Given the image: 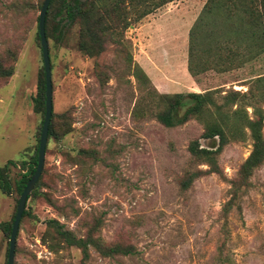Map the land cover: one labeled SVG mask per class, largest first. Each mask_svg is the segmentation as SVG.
Returning a JSON list of instances; mask_svg holds the SVG:
<instances>
[{
  "label": "rangeland",
  "instance_id": "obj_1",
  "mask_svg": "<svg viewBox=\"0 0 264 264\" xmlns=\"http://www.w3.org/2000/svg\"><path fill=\"white\" fill-rule=\"evenodd\" d=\"M13 1L0 0V57L7 50L15 54L12 75L0 78V166L13 162L7 167L10 194L0 192V224L14 213L19 197L14 183L31 161L41 121L32 110L42 67L35 39L38 12L28 21L16 17L7 9ZM206 2L174 0L137 21L130 13L120 43L108 41L94 57L77 49V26L58 44L46 39L54 136L46 139L39 194L28 195L27 214L19 221L13 264H264V162L234 194L231 188L251 149L248 131L214 156L218 174L199 175L181 189L188 173L208 168L189 154V143L195 140L205 150L218 145L215 137H201L208 117L165 128L133 116L138 99L151 101L147 93L153 90H215L218 103L219 95L249 90L247 101L264 111L263 103H255L252 83L264 76V52L250 57L239 49L230 65H210L189 76L188 33ZM133 65L146 83L131 76ZM257 89L261 93L264 86ZM244 110L251 118V108ZM261 132L264 138V126ZM81 149L96 152L97 160L79 157ZM47 219L76 237L99 219L95 238L104 245L132 246L136 255L103 257L88 247L82 263L75 247L49 251L41 242ZM7 240L0 229V264L6 261Z\"/></svg>",
  "mask_w": 264,
  "mask_h": 264
},
{
  "label": "trees",
  "instance_id": "obj_2",
  "mask_svg": "<svg viewBox=\"0 0 264 264\" xmlns=\"http://www.w3.org/2000/svg\"><path fill=\"white\" fill-rule=\"evenodd\" d=\"M171 1L174 0H50L44 17V37L58 44L70 28L77 26V49L86 57H94L103 51L108 41L113 44L120 43L122 32L129 24L126 18L130 13H135L134 21H137L160 5ZM41 3L42 0L36 2L14 0L7 9L14 12L16 17L28 21L33 13L39 11ZM34 21L37 29V16ZM188 36L187 72L192 78L205 72L210 65V68L230 65L239 49L248 51L249 56L253 54L250 57L261 54L264 52V0H207L198 19L189 30ZM35 39L39 43L37 31ZM4 56V58L0 57V78L6 80L12 75L15 54L7 50ZM126 60L131 62L129 57H126ZM131 76L140 83L147 82L146 76L137 65L132 66ZM252 83L258 93L256 97L259 102L255 103L264 104V90L259 93L257 89L261 85L264 86V76L257 75L252 79ZM215 92V90H209L200 93L158 94L153 90L147 93V98L152 102L146 101L145 97L141 96L134 105L133 116L154 119L165 128L179 126L189 119L204 121V117H208V120L204 122L205 128L201 137L205 139L215 137L218 145L214 150H205L199 148L195 140L189 143V154L208 168L205 171L188 173L180 182L181 189H186L191 180L199 175L218 174L214 156L221 151L226 142L233 139L243 140L244 130H247L251 149L238 168L237 180L231 182L234 194L239 185L245 183L252 170L264 162V138L261 132L264 126V111L247 101L249 90L245 93L229 91L219 95V103L213 98ZM43 93L44 81L41 67L36 94L32 99V110L41 117L37 127V141L43 118ZM253 97L254 95L251 96ZM240 102L244 103L243 106L239 104ZM244 106L251 108V118L247 117ZM53 118L54 114L51 110L46 139L54 136ZM235 132L238 133L236 138L233 135ZM36 150L37 143L26 172L14 183L17 196L33 173ZM95 153L93 150H78L79 157H91L97 160ZM11 165L13 162L7 161L0 166V192L5 195H9L11 191L7 176V167ZM39 185L40 176L29 196L39 194L37 190ZM26 214L27 212L23 210L21 217ZM13 215L14 213L9 222L0 224V229L7 239ZM98 227L99 219H95L83 237H76L56 220L47 219L44 221L41 242L45 243L47 249L52 252L62 248H77L81 254L82 263L88 258V247H92L103 257L136 255L135 250L129 245L102 244L99 238L94 237Z\"/></svg>",
  "mask_w": 264,
  "mask_h": 264
},
{
  "label": "water",
  "instance_id": "obj_3",
  "mask_svg": "<svg viewBox=\"0 0 264 264\" xmlns=\"http://www.w3.org/2000/svg\"><path fill=\"white\" fill-rule=\"evenodd\" d=\"M50 0H42L41 6L39 8L37 14V34L39 39V47L41 53V61H42V69H43V81H44V110H43V118L40 127L37 150H36V162L33 173L29 177V179L25 182L21 193L17 199V203L15 206V211L13 215V219L10 226V231L7 240V253H6V261L5 264H13L14 260V249H15V238L18 230L19 221L21 219V214L24 210L25 202L27 196L32 191L34 185L36 184L43 167L44 161V149L47 137V128L49 123V118L51 114V82H50V69H49V60H48V51H47V43L44 37V17L46 13L47 6Z\"/></svg>",
  "mask_w": 264,
  "mask_h": 264
}]
</instances>
